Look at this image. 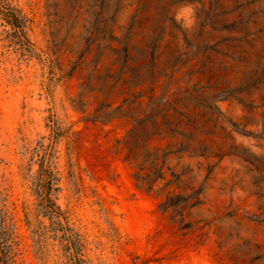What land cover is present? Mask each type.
<instances>
[{
	"label": "rangeland",
	"instance_id": "374dc122",
	"mask_svg": "<svg viewBox=\"0 0 264 264\" xmlns=\"http://www.w3.org/2000/svg\"><path fill=\"white\" fill-rule=\"evenodd\" d=\"M4 6L8 264H264V0Z\"/></svg>",
	"mask_w": 264,
	"mask_h": 264
},
{
	"label": "trees",
	"instance_id": "16d2710c",
	"mask_svg": "<svg viewBox=\"0 0 264 264\" xmlns=\"http://www.w3.org/2000/svg\"><path fill=\"white\" fill-rule=\"evenodd\" d=\"M0 14L4 16L7 21H9L13 27L15 28V32H21L23 35V29L21 27V19L18 15V11L14 7H3V9L0 11ZM47 208H49L50 212H56L54 205H48ZM3 223L0 220V264H8V252H7V244L8 240L7 237L4 234V231L2 229Z\"/></svg>",
	"mask_w": 264,
	"mask_h": 264
}]
</instances>
